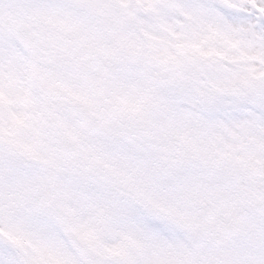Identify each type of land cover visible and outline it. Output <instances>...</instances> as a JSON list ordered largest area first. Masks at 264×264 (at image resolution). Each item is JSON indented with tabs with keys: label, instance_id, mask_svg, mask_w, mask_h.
<instances>
[{
	"label": "rangeland",
	"instance_id": "1",
	"mask_svg": "<svg viewBox=\"0 0 264 264\" xmlns=\"http://www.w3.org/2000/svg\"><path fill=\"white\" fill-rule=\"evenodd\" d=\"M241 1L0 0V264H83L65 229L94 264H264L248 182L264 175V39L257 21L221 10L262 5ZM19 17L57 49L56 66L22 49ZM171 62L189 75L173 91L158 70ZM67 100L101 117L102 137L83 132ZM53 122L76 145L69 168H58ZM205 198L239 226L223 247Z\"/></svg>",
	"mask_w": 264,
	"mask_h": 264
},
{
	"label": "water",
	"instance_id": "2",
	"mask_svg": "<svg viewBox=\"0 0 264 264\" xmlns=\"http://www.w3.org/2000/svg\"><path fill=\"white\" fill-rule=\"evenodd\" d=\"M25 23L18 19L15 21L17 29V36L19 42L26 50L37 52L45 60H50L54 57L53 51L50 49H42L34 39L26 32ZM184 66L178 67L171 64H166L160 67V77L164 80L168 87L178 88L185 83L186 76ZM64 108L78 120L85 132L91 136H98L103 133L104 127L98 118L92 114L87 108L73 102L67 101ZM59 125L54 123L52 125V134L54 137L58 158L60 161L59 167L69 166L75 159L76 150L74 144L68 137L59 129ZM252 185L258 186L257 200L254 203L259 213L264 216V177L252 176L250 178ZM210 206L207 210V222L210 226V234L212 239L218 244L222 245L230 239L236 237L238 227L236 224L229 220L217 206L210 205V201L206 200ZM65 237L85 264H91L94 261L93 250L88 244L79 239L70 230H65Z\"/></svg>",
	"mask_w": 264,
	"mask_h": 264
},
{
	"label": "snow or ice",
	"instance_id": "3",
	"mask_svg": "<svg viewBox=\"0 0 264 264\" xmlns=\"http://www.w3.org/2000/svg\"><path fill=\"white\" fill-rule=\"evenodd\" d=\"M219 7V6H218ZM222 11L226 13V15L229 16V18L232 19H240L243 22H256L255 27L257 29L264 28V17H257L256 14H248L242 11H236V10H230V9H225L221 8Z\"/></svg>",
	"mask_w": 264,
	"mask_h": 264
},
{
	"label": "flooded vegetation",
	"instance_id": "4",
	"mask_svg": "<svg viewBox=\"0 0 264 264\" xmlns=\"http://www.w3.org/2000/svg\"><path fill=\"white\" fill-rule=\"evenodd\" d=\"M257 1L260 2L262 5H259V4L255 3L256 5H252L249 10H251L252 14H257L259 17H264V0H257ZM242 2L243 1L240 0V3H242ZM256 7L260 9L259 12L256 11V9H255ZM240 10L244 11L243 8H241ZM245 13H250V12L245 11ZM257 31H259V32H257ZM257 31L256 32L259 33V35L261 36V39L259 41V45H262L263 42H261V41L264 39V28L257 29ZM262 51L264 52V48H263Z\"/></svg>",
	"mask_w": 264,
	"mask_h": 264
},
{
	"label": "bare ground",
	"instance_id": "5",
	"mask_svg": "<svg viewBox=\"0 0 264 264\" xmlns=\"http://www.w3.org/2000/svg\"><path fill=\"white\" fill-rule=\"evenodd\" d=\"M27 232V231H26ZM29 233V232H28ZM25 239H26V241L28 242V244H29V247L32 249V250H35L36 251V246H35V243H36V245L38 244L39 245V243L41 244V242L40 241H35L34 239H33V236H32V234H25L24 233V235H22Z\"/></svg>",
	"mask_w": 264,
	"mask_h": 264
}]
</instances>
